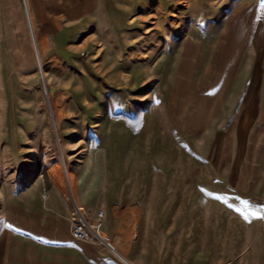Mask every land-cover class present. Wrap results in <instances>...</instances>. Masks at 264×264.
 Segmentation results:
<instances>
[{
  "label": "rangeland",
  "instance_id": "rangeland-1",
  "mask_svg": "<svg viewBox=\"0 0 264 264\" xmlns=\"http://www.w3.org/2000/svg\"><path fill=\"white\" fill-rule=\"evenodd\" d=\"M27 1L41 63L0 0V264L114 254L70 239L52 165L134 264H264V0Z\"/></svg>",
  "mask_w": 264,
  "mask_h": 264
},
{
  "label": "built area",
  "instance_id": "built-area-1",
  "mask_svg": "<svg viewBox=\"0 0 264 264\" xmlns=\"http://www.w3.org/2000/svg\"><path fill=\"white\" fill-rule=\"evenodd\" d=\"M72 219L70 225L71 236L75 240L98 243L113 251L111 240L108 235L103 234L101 231V223L96 219H92L84 214L81 207L77 205L72 198ZM103 214L102 210H99L97 216L100 217Z\"/></svg>",
  "mask_w": 264,
  "mask_h": 264
},
{
  "label": "bare ground",
  "instance_id": "bare-ground-1",
  "mask_svg": "<svg viewBox=\"0 0 264 264\" xmlns=\"http://www.w3.org/2000/svg\"><path fill=\"white\" fill-rule=\"evenodd\" d=\"M25 7H27V14H29V16H28V25H29L31 38H32V41H33V44H34L35 53H36L37 58L39 59V62L41 63V56H40V51H39V43L42 45L44 43V41H43V39L41 37H39V40H37V38H36L34 24H33L32 17H31L30 11H29V6H28V1L27 0H25ZM41 72H43V70ZM48 96H49V94H48ZM54 124H55V131H56V134H57L58 150H59V152L61 153V156H62V160H63L62 163L64 164L63 166H65L63 147H62V143H61V140L59 138V135H58V131H57V126H56L55 120H54ZM48 169H49V175H50L52 181L55 182L57 185H60L61 178H62L63 183H65L67 185V187H68V191H69L68 195L72 198V200L77 205H79L78 198L76 197L77 196L76 195V179H75V176L73 175L74 173H70L66 169L65 175L63 174V177H62L56 165H52ZM111 244H112V247H113V252L115 254H117L125 262H128L129 264H133V263H131L130 261L127 260L125 254L118 248L116 242L115 243L111 242ZM125 246H126V244H125Z\"/></svg>",
  "mask_w": 264,
  "mask_h": 264
},
{
  "label": "crops",
  "instance_id": "crops-1",
  "mask_svg": "<svg viewBox=\"0 0 264 264\" xmlns=\"http://www.w3.org/2000/svg\"><path fill=\"white\" fill-rule=\"evenodd\" d=\"M12 1V0H9ZM32 3V7L35 9L36 7L38 8V5H35L34 0H31ZM37 12V11H36ZM39 12V11H38ZM37 12V13H38ZM249 156V155H248ZM84 206L89 209L92 210V212H95V206H96V202H94V204L88 205V202H84ZM121 229V228H120ZM122 229L124 230L125 228L122 227ZM110 233L114 236V229H110L109 230ZM69 237L71 240H75L72 236L71 233L69 232ZM64 249V248H63ZM66 249V248H65ZM93 252H88V260L89 262H91V264H129L128 262H125L124 260H122L117 254H112L111 252H109V250L107 249H98V248H93L92 247ZM117 255V256H116ZM151 255V254H150ZM85 258V257H84ZM128 261H130L131 263L134 264L133 260L136 261V259L134 257H130L129 255L127 256ZM87 261V258H86ZM137 262V261H136ZM150 263L148 264H159L160 260H156V258L150 257ZM142 264V263H139Z\"/></svg>",
  "mask_w": 264,
  "mask_h": 264
}]
</instances>
